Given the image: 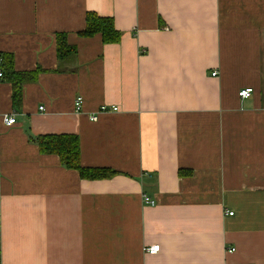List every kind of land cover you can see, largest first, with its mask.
Segmentation results:
<instances>
[{"label": "crops", "instance_id": "0c3cea01", "mask_svg": "<svg viewBox=\"0 0 264 264\" xmlns=\"http://www.w3.org/2000/svg\"><path fill=\"white\" fill-rule=\"evenodd\" d=\"M90 12L118 44L79 35ZM0 53L43 71L19 109L0 79L2 264H264V0H0ZM49 135L117 174L82 179Z\"/></svg>", "mask_w": 264, "mask_h": 264}, {"label": "trees", "instance_id": "16d2710c", "mask_svg": "<svg viewBox=\"0 0 264 264\" xmlns=\"http://www.w3.org/2000/svg\"><path fill=\"white\" fill-rule=\"evenodd\" d=\"M83 38L100 37L104 45L118 44L121 41V33L116 30L114 20L111 17H101L96 13H87L86 28L79 33ZM57 55L60 63L69 62L77 55V48L68 43L67 35H57ZM0 71L3 77L11 83L13 89L12 101L15 109H19L23 98V85L27 82H35L43 72H16L12 55L0 53ZM34 142L42 154L58 156L62 164L72 170H76L85 180H104L114 177L117 172L104 168H85L81 165V151L79 138L72 135H49L38 137ZM0 264L1 243H0Z\"/></svg>", "mask_w": 264, "mask_h": 264}, {"label": "built area", "instance_id": "2783aa9c", "mask_svg": "<svg viewBox=\"0 0 264 264\" xmlns=\"http://www.w3.org/2000/svg\"><path fill=\"white\" fill-rule=\"evenodd\" d=\"M216 75H217V73H213V76H216ZM1 78H3L2 71H0V79ZM253 92H254V90L252 88L244 89V90L239 92V97H241L242 99H247V98L252 96ZM75 106H76V111L78 113H81L82 112V106H83V98L82 97L77 98ZM40 110H43V108H41ZM118 111H119L118 107L103 106L97 111V113H95L91 117V121H93V122L98 121V118H99L100 114L116 113ZM3 121H4L5 126L11 127V126L16 124L17 118H16V115L13 114V115L5 116L3 118ZM143 202L146 205L151 206V207L156 206V201L152 200L150 197H148L146 195L143 198ZM229 215L233 216V213H229ZM159 251H160V245H154V246L149 247L148 249H146V252L148 254H150V255H155V254L159 253Z\"/></svg>", "mask_w": 264, "mask_h": 264}]
</instances>
